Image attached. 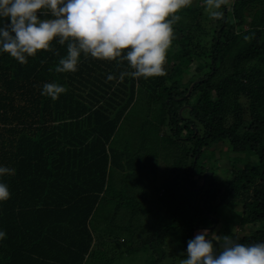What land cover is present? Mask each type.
I'll use <instances>...</instances> for the list:
<instances>
[{"label": "trees", "instance_id": "obj_1", "mask_svg": "<svg viewBox=\"0 0 264 264\" xmlns=\"http://www.w3.org/2000/svg\"><path fill=\"white\" fill-rule=\"evenodd\" d=\"M196 3L173 25L162 77L120 82L134 71L127 62L83 54L75 73L57 72L67 47L55 41L25 65L0 53V165L15 170L0 177L11 193L0 203V264H109L140 252L146 264H176L209 215L218 223L236 206L235 224L257 227L233 240L264 242V0H228L218 20ZM45 83L66 92L41 95ZM134 107L144 121L124 124ZM215 145L246 163L216 177ZM158 164L168 181L152 197L144 187ZM90 227L111 238L94 255Z\"/></svg>", "mask_w": 264, "mask_h": 264}, {"label": "clouds", "instance_id": "obj_2", "mask_svg": "<svg viewBox=\"0 0 264 264\" xmlns=\"http://www.w3.org/2000/svg\"><path fill=\"white\" fill-rule=\"evenodd\" d=\"M193 0H0V53L21 65L41 51H52L53 42L66 45L57 72L75 73L81 56L100 61L127 62L132 78L162 77L174 39L173 25ZM209 15L222 19L228 0H204ZM48 16L49 18H43ZM109 80L116 77L109 75ZM63 85L45 83L41 95L56 100ZM15 170L0 165V177ZM7 183L0 181V203L10 199ZM6 232L0 230V241ZM215 241V244L213 243ZM184 255V254H182ZM180 264H264V242L246 244L231 236L219 237L207 229L187 243Z\"/></svg>", "mask_w": 264, "mask_h": 264}, {"label": "rangeland", "instance_id": "obj_3", "mask_svg": "<svg viewBox=\"0 0 264 264\" xmlns=\"http://www.w3.org/2000/svg\"><path fill=\"white\" fill-rule=\"evenodd\" d=\"M200 0H193L192 4L198 2V4L201 7H204L205 10H207V7L205 5V2L202 0L201 2H199ZM197 5V3H196ZM208 11V10H207ZM231 19V15H228V20L230 21ZM166 66V65H165ZM136 111V112H135ZM142 116H144L143 111L140 109V107H134V111H130V113L127 115L126 120L124 122V124L127 121H132L134 120V122L138 125L140 123H142L144 121V119H142ZM122 130H119V132L117 133V149L119 150V152L123 149L122 146H124L126 148V145L123 143V136H122ZM121 141V142H119ZM220 149V147H217L216 145L212 147V149L215 152V149ZM226 149V147H225ZM222 156V155H221ZM220 156L218 154H216V158L218 159L217 164H216V168L217 170L215 171V175L216 177L219 178H223L225 175V171L223 169L228 168L232 162H235V166L238 167H242L244 166V164L246 163V158L243 159V157L241 156H237V155H233L231 154V156L228 157V159L226 158H219ZM243 159V160H242ZM247 160L249 161L250 164H255L257 163V160L255 157H250L247 158ZM245 161V162H244ZM156 171L152 172L151 175L147 178L146 180V187H144V189L152 196L155 197V195H161L163 192V186L165 184V182L168 181V175L165 172V169L162 168V166L160 164H158L156 166ZM192 171V169L189 170L188 174H190ZM205 173H209V175L211 174V172H205ZM204 173V174H205ZM203 174V176H204ZM121 176V174H116L115 177L119 178ZM203 176H202V181H201V185L197 186V187H192L189 188L192 191H194V193H197L198 190H202L204 187V181H203ZM227 178V177H225ZM118 183V182H116ZM186 184V183H185ZM187 187V185H186ZM188 188V187H187ZM113 202V201H112ZM103 205V204H102ZM105 207H109L112 208L111 204H106ZM236 209L234 211H232L233 209ZM239 207H227V208H223L222 210H219L220 212V216L218 215V223L216 221V225L212 228V225H210V227L208 226L209 229H207L209 231L210 234H215L219 237H223V236H231V238L233 239V236H235V233H237L240 236L245 235V234H249L251 231H253L257 225H249V226H245V227H241L238 226L237 224H235L236 219L238 218V214L239 212ZM222 214H224V217L222 216ZM232 215L234 217H232ZM210 216V215H209ZM211 217V216H210ZM238 221V220H237ZM236 221V222H237ZM238 223V222H237ZM264 224V222L262 223ZM116 226H118L119 228H121L124 232V236L129 237L131 239V229H127L125 227V225L123 223H121L120 221H116ZM92 229V236L97 239V241H93L92 245L89 249V254L90 255H94L97 248H103L102 246L105 244V242L107 241V247L110 246V242L109 240H111V238L108 236V238L106 236H101V234L99 233V231L96 228L90 227ZM201 230L204 229H200L197 230L195 232V235L200 232ZM102 232H107L105 227L103 226L101 228ZM108 256V254L106 255ZM146 258V253H139L137 255H134L133 257H117L113 260H107V262L103 261L104 263H109V264H146L144 262ZM109 259V258H108ZM169 262H164L163 264H168ZM176 264H180V261L178 260L176 262Z\"/></svg>", "mask_w": 264, "mask_h": 264}, {"label": "water", "instance_id": "obj_4", "mask_svg": "<svg viewBox=\"0 0 264 264\" xmlns=\"http://www.w3.org/2000/svg\"><path fill=\"white\" fill-rule=\"evenodd\" d=\"M206 176H207V173H205L204 176H203V181H204V183H205ZM204 201H205V200H204ZM204 201L202 202V206H203ZM209 218H210V220L212 221V228H213V227L216 225V221H217V220H216L215 217H210V216H209ZM209 227H210V226H209ZM201 228H202V229H209L208 227H201ZM191 236L194 237V236H193V232H192ZM213 243H215V241H214Z\"/></svg>", "mask_w": 264, "mask_h": 264}]
</instances>
